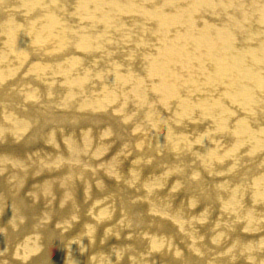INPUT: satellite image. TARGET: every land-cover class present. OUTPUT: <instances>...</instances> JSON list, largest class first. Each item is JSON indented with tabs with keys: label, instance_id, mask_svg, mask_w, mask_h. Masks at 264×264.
Masks as SVG:
<instances>
[{
	"label": "bare ground",
	"instance_id": "1",
	"mask_svg": "<svg viewBox=\"0 0 264 264\" xmlns=\"http://www.w3.org/2000/svg\"><path fill=\"white\" fill-rule=\"evenodd\" d=\"M0 264H264V0H0Z\"/></svg>",
	"mask_w": 264,
	"mask_h": 264
}]
</instances>
